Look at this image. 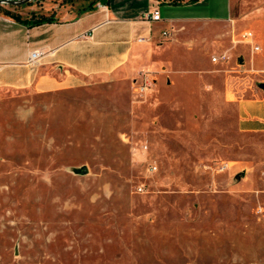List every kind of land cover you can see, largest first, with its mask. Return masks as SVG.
<instances>
[{
	"label": "rangeland",
	"instance_id": "374dc122",
	"mask_svg": "<svg viewBox=\"0 0 264 264\" xmlns=\"http://www.w3.org/2000/svg\"><path fill=\"white\" fill-rule=\"evenodd\" d=\"M177 1L162 19L210 20L135 75L0 87V264H264V132L239 130L234 101L264 83L239 37L264 66V0Z\"/></svg>",
	"mask_w": 264,
	"mask_h": 264
},
{
	"label": "crops",
	"instance_id": "0c3cea01",
	"mask_svg": "<svg viewBox=\"0 0 264 264\" xmlns=\"http://www.w3.org/2000/svg\"><path fill=\"white\" fill-rule=\"evenodd\" d=\"M163 2L33 0L5 6L21 18L43 15L52 16L53 20L28 26L0 11V87L53 92L80 87L96 78L111 80L135 75L146 67L153 42L162 37L170 44L171 29L185 30L192 24L203 27L210 20L179 15H165L162 19L159 6ZM183 2L193 3L189 0L180 3ZM155 8L159 10V20L148 19L146 15ZM257 10L249 25L264 29V11ZM158 30L159 35L155 36ZM254 44H251L253 67L264 70V66L256 65L254 55L261 49L253 51ZM33 51L39 57L30 63ZM234 101L239 130L264 132L263 90H253L251 97H236Z\"/></svg>",
	"mask_w": 264,
	"mask_h": 264
},
{
	"label": "built area",
	"instance_id": "2783aa9c",
	"mask_svg": "<svg viewBox=\"0 0 264 264\" xmlns=\"http://www.w3.org/2000/svg\"><path fill=\"white\" fill-rule=\"evenodd\" d=\"M33 1V0H29L28 2ZM27 3V2H26ZM0 6H9L7 4H2L0 3ZM146 17L148 19L151 20H159L160 18V14H159V10L157 8H155L153 11L149 12ZM163 35H167V32H163ZM239 37H240V41L245 42V43H250V44H254V34L250 29H244L239 33ZM253 51H259V46L254 44L253 45ZM39 57V53L36 51H33L30 53L29 56V62L30 63H34L36 61V59ZM226 58L225 54H219L218 56H214L213 59L217 60V59H224ZM222 167H226V165H223ZM152 170H155L156 167L152 166L151 167ZM138 192H144V188L143 187H138L137 188Z\"/></svg>",
	"mask_w": 264,
	"mask_h": 264
},
{
	"label": "trees",
	"instance_id": "16d2710c",
	"mask_svg": "<svg viewBox=\"0 0 264 264\" xmlns=\"http://www.w3.org/2000/svg\"><path fill=\"white\" fill-rule=\"evenodd\" d=\"M189 1L196 2L198 0H189ZM170 3H180V1L170 2ZM0 11H2L6 15H9L15 21L24 23L28 26L40 25L42 23L51 22L53 20L52 16H43V15L40 16L31 15V17L29 18H21L19 14H15L13 12L8 11L7 8L4 6H0Z\"/></svg>",
	"mask_w": 264,
	"mask_h": 264
},
{
	"label": "water",
	"instance_id": "95a60500",
	"mask_svg": "<svg viewBox=\"0 0 264 264\" xmlns=\"http://www.w3.org/2000/svg\"><path fill=\"white\" fill-rule=\"evenodd\" d=\"M28 1L29 0H0V3L7 4V5H17V4L26 3ZM261 89L264 92V83H261ZM84 172H86L85 169H84Z\"/></svg>",
	"mask_w": 264,
	"mask_h": 264
}]
</instances>
